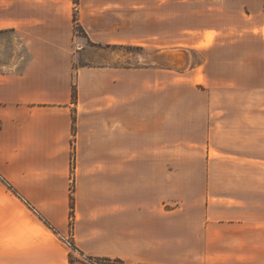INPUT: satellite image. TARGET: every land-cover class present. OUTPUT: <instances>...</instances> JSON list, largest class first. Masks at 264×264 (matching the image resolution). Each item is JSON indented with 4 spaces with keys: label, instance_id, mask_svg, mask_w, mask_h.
<instances>
[{
    "label": "crops",
    "instance_id": "1",
    "mask_svg": "<svg viewBox=\"0 0 264 264\" xmlns=\"http://www.w3.org/2000/svg\"><path fill=\"white\" fill-rule=\"evenodd\" d=\"M240 3L206 90L188 50L184 71L79 70L75 103L71 61L0 71V264H264V0ZM167 126H207L205 170Z\"/></svg>",
    "mask_w": 264,
    "mask_h": 264
},
{
    "label": "rangeland",
    "instance_id": "2",
    "mask_svg": "<svg viewBox=\"0 0 264 264\" xmlns=\"http://www.w3.org/2000/svg\"><path fill=\"white\" fill-rule=\"evenodd\" d=\"M240 11V0H1L0 71L22 73L33 59L57 58L71 61L74 86L79 70H164L141 57L183 49L192 52V69L204 65L194 74L206 90L207 64L239 54ZM206 128L167 126L168 154L199 156L205 170Z\"/></svg>",
    "mask_w": 264,
    "mask_h": 264
},
{
    "label": "bare ground",
    "instance_id": "3",
    "mask_svg": "<svg viewBox=\"0 0 264 264\" xmlns=\"http://www.w3.org/2000/svg\"><path fill=\"white\" fill-rule=\"evenodd\" d=\"M171 50H178V49H169V50L161 51L152 56H143L141 57V62L147 65H157V66L166 67V68H173L174 70H180L181 68L180 65L183 62L185 53L188 55L189 61L191 60V55L189 52H185V53L183 52L177 56L171 57L172 58L171 59L169 56L170 55L169 52H173ZM186 68L187 69L189 68V64L184 69Z\"/></svg>",
    "mask_w": 264,
    "mask_h": 264
},
{
    "label": "trees",
    "instance_id": "4",
    "mask_svg": "<svg viewBox=\"0 0 264 264\" xmlns=\"http://www.w3.org/2000/svg\"><path fill=\"white\" fill-rule=\"evenodd\" d=\"M76 98H77V88H76V85H74L73 86V103H75ZM71 209H72V211L74 209V196L73 195H71ZM94 259L101 261V262H106V263H113V264L119 263V261L117 262V261H112V260H107V259H98V258H91V257L86 258V263L90 264V262ZM71 261H72V263H74L75 259L73 257H71Z\"/></svg>",
    "mask_w": 264,
    "mask_h": 264
},
{
    "label": "water",
    "instance_id": "5",
    "mask_svg": "<svg viewBox=\"0 0 264 264\" xmlns=\"http://www.w3.org/2000/svg\"><path fill=\"white\" fill-rule=\"evenodd\" d=\"M171 51H173V52H169V56H170V58L171 57H174V56H177V55H179V54H181V53H185V52H187V51H184V50H181V49H178V50H171ZM161 57H163V56H161ZM172 59V58H171ZM155 60V59H154ZM157 60V59H156ZM188 64H189V57H188V55L185 53V55H184V58H183V62H182V64L180 65L181 66V68H180V71H184V70H186V69H184L186 66H188ZM171 69H173V68H171Z\"/></svg>",
    "mask_w": 264,
    "mask_h": 264
},
{
    "label": "built area",
    "instance_id": "6",
    "mask_svg": "<svg viewBox=\"0 0 264 264\" xmlns=\"http://www.w3.org/2000/svg\"><path fill=\"white\" fill-rule=\"evenodd\" d=\"M73 156H74V155H73ZM74 162H75V158L73 157V164H74ZM71 225H72V224H71ZM64 241H65V244H66L67 246H69V247H71V248L74 247V245H73V243H72V239H71V237L65 239ZM90 263H91V264H104L105 262H101V261H98V260L94 259V260H92Z\"/></svg>",
    "mask_w": 264,
    "mask_h": 264
}]
</instances>
